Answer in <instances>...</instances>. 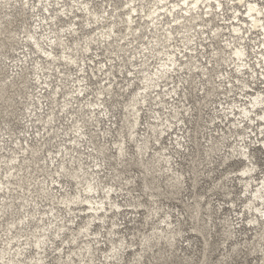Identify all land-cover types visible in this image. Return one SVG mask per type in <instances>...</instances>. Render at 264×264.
I'll list each match as a JSON object with an SVG mask.
<instances>
[{"label": "clouds", "instance_id": "1", "mask_svg": "<svg viewBox=\"0 0 264 264\" xmlns=\"http://www.w3.org/2000/svg\"><path fill=\"white\" fill-rule=\"evenodd\" d=\"M0 264H264V0H0Z\"/></svg>", "mask_w": 264, "mask_h": 264}, {"label": "bare ground", "instance_id": "2", "mask_svg": "<svg viewBox=\"0 0 264 264\" xmlns=\"http://www.w3.org/2000/svg\"><path fill=\"white\" fill-rule=\"evenodd\" d=\"M205 19H208V17H205Z\"/></svg>", "mask_w": 264, "mask_h": 264}]
</instances>
